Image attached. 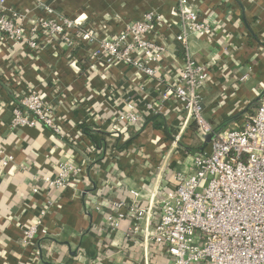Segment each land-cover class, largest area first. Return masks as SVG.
I'll return each mask as SVG.
<instances>
[{"label":"crops","instance_id":"1","mask_svg":"<svg viewBox=\"0 0 264 264\" xmlns=\"http://www.w3.org/2000/svg\"><path fill=\"white\" fill-rule=\"evenodd\" d=\"M187 1L211 30L203 35L187 30L185 49L176 39L182 29L178 0H5V9L16 12L27 26L44 16L45 6L50 5L86 25L103 26L110 34L149 11L164 15L173 27H164L157 35L165 52L150 64L157 75L149 79L124 63L100 62L96 68L81 63L74 68L55 43L36 53L21 42L6 40L0 32V148L12 157L5 165L0 155V264H134L143 259L142 246L128 244L129 221L111 236L103 230L102 215L93 210L94 196L106 179L112 182L110 197L136 189L148 199L154 184L165 185L158 169L169 155L168 138L154 121L172 136V131L180 132L185 145L197 151L204 148L195 134L196 124L186 121L171 103L165 102L153 116L143 111L146 103L161 98L164 86L179 78L187 52L200 63H213V78L203 89L205 117L213 127L239 128L257 108L264 90V0ZM16 66L25 83L38 88L46 100L57 102L68 130L85 124L105 141L110 158L86 164L72 187L51 190L45 181L56 176L60 162L82 159L71 143L42 124L11 126L14 96L1 71ZM244 75L247 78L242 80ZM132 103L141 114L137 130L115 134L116 127L123 129L120 113ZM187 156L182 154L181 163L174 166L189 167L192 159ZM36 187L39 191H34ZM41 215L48 234L33 245L25 244L23 229ZM138 238L142 243L143 235ZM152 259L153 264H170L164 254H153Z\"/></svg>","mask_w":264,"mask_h":264},{"label":"built area","instance_id":"2","mask_svg":"<svg viewBox=\"0 0 264 264\" xmlns=\"http://www.w3.org/2000/svg\"><path fill=\"white\" fill-rule=\"evenodd\" d=\"M4 3L0 0V32L6 40L21 42L36 53L55 43L74 68H80L81 63L92 68L100 62L124 63L147 79L156 78L157 70L150 64L159 61L165 52L158 33L164 27H173L164 15L149 11L127 21L118 33L110 34L103 26L86 25L50 5L45 6L44 16L27 26L16 12L6 10ZM176 8L182 28L176 39L187 49V30L203 35L210 33L211 25L187 0H178ZM79 50L85 55L78 54ZM212 65L198 62L187 52L179 78L164 86L161 98L146 103L143 110L153 116L165 102L171 103L186 121L196 124L195 134L201 143L210 133L212 140L201 151L190 153L183 149L186 143L180 132L167 140L169 155L158 169L166 182L163 187L154 184L148 199H143L136 189L110 197L107 193L112 182L106 178L95 193L93 210L102 215L103 230L109 236L121 228L123 221L130 222L126 231L128 244L132 242L143 249V259L134 264H153V254L166 255L170 264H264V90L257 108L245 116L241 127L216 130L206 119L203 104V89L213 78ZM2 70L3 80L14 96L12 128L42 124L67 139L81 155L79 162H60L56 176L45 178L49 189L74 186V177L84 173L86 164L110 158L104 140L95 145L82 128L68 130L57 102L46 100L38 88L25 83L20 67ZM161 80L159 76L158 82ZM128 105V110L118 117L123 129L116 127L115 134L137 130L134 127L141 114L135 111L134 103ZM182 154L188 155L186 159L190 156L192 163L179 169L174 163H181L178 160ZM0 155L5 165L12 159L1 148ZM47 234L41 215L23 229L24 243L33 245L38 237ZM134 255L133 252L132 258ZM38 256L37 250L36 259Z\"/></svg>","mask_w":264,"mask_h":264},{"label":"trees","instance_id":"3","mask_svg":"<svg viewBox=\"0 0 264 264\" xmlns=\"http://www.w3.org/2000/svg\"><path fill=\"white\" fill-rule=\"evenodd\" d=\"M250 111H251V109H250ZM154 126H155V128L161 129V130H163V131L166 132V136H167V138H168L167 140L173 138V136L171 135L172 133L170 132V130H168V128H167L166 126H164V125H162V124H157L156 121H154ZM82 128H83V130L88 134L89 139H90L95 145H99V144H100V141H102V140H98V139L96 138V136H95V132L93 131V129H91V127H88L87 125L83 124V125H82ZM214 128H215L216 130H222V129H226V126L219 125V126L214 127ZM172 132H174L175 134L177 133L176 130H175V131H172ZM182 146L184 147V150H185L186 152H189V153H190V152H193V151H197V150H195V149L189 147L188 145L183 144ZM201 148H202V147H201ZM198 149H199V148H198ZM201 150H202V149H200V150H198V151H201Z\"/></svg>","mask_w":264,"mask_h":264},{"label":"water","instance_id":"4","mask_svg":"<svg viewBox=\"0 0 264 264\" xmlns=\"http://www.w3.org/2000/svg\"><path fill=\"white\" fill-rule=\"evenodd\" d=\"M212 138H213V134H212V133L206 135V137H205V142L203 143V147H205V145H206L207 143H209V142L212 140Z\"/></svg>","mask_w":264,"mask_h":264},{"label":"rangeland","instance_id":"5","mask_svg":"<svg viewBox=\"0 0 264 264\" xmlns=\"http://www.w3.org/2000/svg\"><path fill=\"white\" fill-rule=\"evenodd\" d=\"M231 127H229L228 129H230ZM197 145V144H196ZM199 145V144H198Z\"/></svg>","mask_w":264,"mask_h":264}]
</instances>
